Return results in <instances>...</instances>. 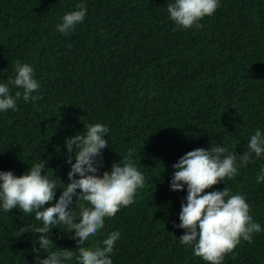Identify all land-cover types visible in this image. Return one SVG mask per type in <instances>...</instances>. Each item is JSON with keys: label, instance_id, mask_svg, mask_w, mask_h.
<instances>
[{"label": "trees", "instance_id": "obj_1", "mask_svg": "<svg viewBox=\"0 0 264 264\" xmlns=\"http://www.w3.org/2000/svg\"><path fill=\"white\" fill-rule=\"evenodd\" d=\"M80 3L84 21L67 36L58 32L63 15ZM168 3L174 0H0V83L14 78L19 60L40 85L33 93L40 99L21 98L15 110L0 111V171L19 176L46 163L45 173L58 179L54 204L69 183L66 160L75 155L66 138L87 124L106 125L98 174L134 149L131 159L145 178L134 202L105 217L83 245L103 247L119 231L113 264H206L179 241L184 230L174 225L187 191L170 190L172 165L196 148L242 154L257 128L264 133V0H219L199 21L203 27L183 31L174 30ZM9 87L13 96L21 91ZM262 168L264 155L253 154L237 176L205 190L243 195L261 226L222 264H264V181L256 182ZM75 200L70 211L78 218L85 202ZM42 226L34 213L0 207V264H34L41 235L34 229ZM52 227L54 245L73 252L65 264H78L73 233Z\"/></svg>", "mask_w": 264, "mask_h": 264}, {"label": "clouds", "instance_id": "obj_2", "mask_svg": "<svg viewBox=\"0 0 264 264\" xmlns=\"http://www.w3.org/2000/svg\"><path fill=\"white\" fill-rule=\"evenodd\" d=\"M218 7L219 0H174V3H168L167 12L176 26L174 30L183 31L203 27L199 21L211 16ZM76 8L78 10L64 14L62 23L57 25L61 34L69 35L84 21L86 5L80 3ZM13 71V79L0 83V111L15 110L17 100L21 98L25 102L40 99L33 95L40 87L34 79L33 68L17 60ZM9 85L21 91H16L13 96ZM83 129L65 140L67 152L75 155L66 160L71 165L67 174L69 183L60 190L54 204L58 179L45 173L46 163H36L19 176L11 171H0V207L5 212L19 208L24 213H34L35 219L43 223L42 227L34 229L35 233L41 234L37 239L39 247L32 250L35 253L34 264H65L73 258L70 249L57 248L50 238L52 226L57 224L66 225L64 232L73 233L71 238L76 241L78 264H113L109 254L120 237L119 231L110 233L102 242L103 247L83 245L103 227L105 217H113L122 206L132 204L137 189L144 186L145 178L131 159L134 149L127 151L122 162L113 163L110 170L98 174L102 166L101 150L108 148L105 136L109 128L95 123L84 125ZM253 154L256 158L264 155V133L258 128L250 137L248 150L242 154L229 152L221 146H213L210 150L196 148L172 165L174 172L170 190L183 191L186 186L187 191L186 202H182L180 207V223L174 225L184 230L179 241L190 245L193 255L202 258L206 264H222L224 256L241 239L251 242L253 234L261 231L260 224L253 221L250 204L243 195L232 194L226 187L205 191L225 178L237 176L238 167L252 162ZM262 181L264 168L256 178L257 183ZM73 197L85 202L79 205L78 218H74L70 211ZM53 246L56 250L49 251L46 258L41 259V250Z\"/></svg>", "mask_w": 264, "mask_h": 264}]
</instances>
